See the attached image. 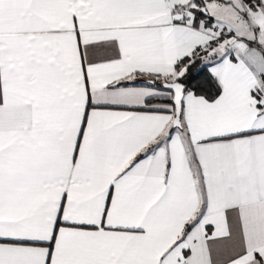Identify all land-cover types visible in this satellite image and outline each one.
<instances>
[{"label": "snow or ice", "instance_id": "obj_1", "mask_svg": "<svg viewBox=\"0 0 264 264\" xmlns=\"http://www.w3.org/2000/svg\"><path fill=\"white\" fill-rule=\"evenodd\" d=\"M0 264H264V0H0Z\"/></svg>", "mask_w": 264, "mask_h": 264}]
</instances>
